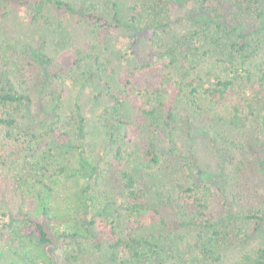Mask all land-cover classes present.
<instances>
[{
    "label": "trees",
    "instance_id": "trees-1",
    "mask_svg": "<svg viewBox=\"0 0 264 264\" xmlns=\"http://www.w3.org/2000/svg\"><path fill=\"white\" fill-rule=\"evenodd\" d=\"M137 1L107 0L105 10L91 5L84 7L83 3L75 10L69 0H0V35L16 11L19 22L29 28L35 27L33 39H39L42 49L53 48L59 50L60 54L62 52L61 61L58 59L56 63L62 64L74 76H80L83 84L85 80L94 83L96 92L88 99L99 110L90 124L96 123L98 128L94 127V130L103 138L100 143L109 142L108 147L112 148L104 160L105 165L100 162L102 154L96 152L95 156L87 155L84 144L101 152L102 149L97 139L89 138V143L84 140L87 119L83 115L80 101L76 99L61 117L56 111L61 104L62 92L57 91L51 95L54 101L53 109L49 110L53 115L52 122L46 131L36 135L32 121L41 116L35 118L33 114V99L37 93L41 97L46 91V85L56 75L50 77L48 69H41L40 72L38 67L29 63L15 61L18 58L11 57L12 47L8 40L0 37V189L6 187L10 191L9 194L0 192V206L7 198L12 199L21 194L27 186L29 190L31 186H42L35 196L36 210L39 211L37 214L6 216L3 213L6 208L0 207V237L5 236L7 228H24V237L41 253L34 264H220L224 257V246L230 240V229L225 227V219L221 217L227 215L235 221L240 218L239 215H233L230 205L225 208L224 215L216 216L220 206L217 192L222 185L228 184L229 177L223 173L204 171L193 161L182 165L178 157L184 158V155L179 154L175 148L167 150L169 166L164 171L173 177L169 184H156L166 209L155 207L153 197L157 193L141 173L156 180L151 172L161 166L165 156L157 143L156 136L162 132L157 126L163 125L174 142L173 134L178 129L177 118L168 104L165 119L157 120L156 111L141 106L130 92L136 81L142 80L147 74H158L156 87L167 90L174 88L175 77L186 80L192 72L183 66L184 70L181 68L182 72L178 74L174 58L177 47L189 51L194 44L197 46L203 43L205 48L204 40L210 36V26L218 30L223 28L227 32L225 36L230 39L227 48L238 52L241 65L249 59V36L229 24L233 20L226 15L228 4L225 0H190L197 14L188 12L187 16H178L176 19L185 17L197 26L189 28L183 36L166 39L160 36V31L168 25L161 23L165 18L163 11L151 19L144 16L147 3L157 9L161 0ZM241 1L249 10L257 12L259 27L255 33L259 34L261 27L264 28V0ZM172 2L177 14H180L182 0ZM60 11H66L69 15L76 12L91 28L94 39L91 40L88 53L69 47L72 43L67 39V27L57 17ZM124 29L127 32L123 41L126 44L122 46L125 56L134 55L145 30L150 31L153 53L149 59L140 63L131 62L127 73L118 77L110 70L113 67L112 58L108 57V40L122 35ZM232 35L234 39H231ZM235 39L238 43H235ZM41 48L30 51L43 65L50 67L55 57L51 59ZM164 48H168L166 57H169V62L166 64L158 60L163 57ZM204 54H207L206 50ZM173 65L176 66L175 73L172 71ZM255 76L241 67L227 77L212 73L206 86L204 82L197 83L191 78L184 85L187 90L183 100L187 104L185 107L189 106L194 112L203 110L197 100L201 93L199 89L203 88L206 98L203 111L206 116L211 120L218 118L225 121L230 130L240 136L239 139L237 136L225 139L224 145L220 142L213 144L222 166L228 164L233 181L236 180L232 203L242 198V193L236 192V189L246 187V181L240 180L257 171L264 175V145L258 155L256 147L260 141L255 142L253 134H259L260 126L253 102L248 98L255 88L264 97V72ZM38 104L43 106L40 109L36 104L37 110L46 113L43 101ZM178 117L181 127L186 128L184 130L188 133L189 111ZM75 127L78 139L76 145L70 136ZM245 135L247 137L242 142ZM136 144H140L141 148L138 149ZM126 146L135 147V150L129 153L131 149ZM63 149L78 151L79 173L82 172L81 175L87 180V184L80 189L77 208H70L68 212L46 197V193L54 192L55 186L51 187L50 183L37 184L40 179L34 181V177L41 178L50 171L49 160L52 158L56 161L53 167L55 171H50L52 174L49 175L59 178L65 174L67 166L59 160ZM243 153L244 157L254 155L256 162L243 158ZM131 156L134 158L130 159ZM190 157L194 158L193 155ZM134 160H137L136 171L130 167ZM104 173L110 174L112 178L106 181ZM255 195L258 196L257 192ZM249 198L251 204L244 206L246 210L241 211V216L245 221L254 223L255 233H264V200L253 194ZM73 210L76 212L74 216ZM169 215H172L171 218ZM186 229L197 232L200 247L196 243L190 244V236L188 241L185 240L183 231ZM236 230L235 237L245 243L248 235H240L243 230L240 226ZM237 260L236 264H264V238L260 245L241 251Z\"/></svg>",
    "mask_w": 264,
    "mask_h": 264
},
{
    "label": "rangeland",
    "instance_id": "rangeland-1",
    "mask_svg": "<svg viewBox=\"0 0 264 264\" xmlns=\"http://www.w3.org/2000/svg\"><path fill=\"white\" fill-rule=\"evenodd\" d=\"M74 7L75 10H78L79 7L84 3V7L89 5L99 9L105 10L107 0H69ZM136 3L138 2L135 0ZM144 1V0H140ZM228 4V9L226 15L232 19V22H229L231 26L236 27L239 30L245 32L246 35L249 37L247 38L249 42V48L247 50L249 59L247 61L244 60V64L241 65V58L239 57L238 52L234 50H229L227 48L230 39L225 35L227 32L223 28L221 30L216 29L214 26H210L209 28V37L205 38V48L203 43L196 46L195 44L192 46L191 50H184L183 48L177 47L175 53V59L177 61V72L180 74L182 72L183 66L187 68V70L192 72V75H188L186 80L181 79L179 77H175L174 80V88L167 90L163 87H156L158 74H147L144 76L142 80H137L134 84L130 94L132 95L133 99L136 100L141 106L143 105L147 110H155L156 111V119L157 120H164L166 117L165 109L166 105L170 104L173 109V115L176 120V124L178 129L174 132V142L171 140L170 135L168 134V130L161 125L159 128L161 134L156 136L158 146L160 147V151H162L165 156H163L161 166L151 172V174L155 175V179L153 180L151 176L141 173L144 176L146 182L149 183L150 187H154L156 196L153 197V201L155 203L156 208H161V210L166 209L163 207L164 201L161 199L159 192L157 190L156 184L157 183H167L169 184L170 179L173 177L170 173H165L168 165V155L167 150H175L179 153L184 155V158L178 157L182 165L189 163L191 161L195 162L197 166L202 168L204 171H210L214 173H223L225 176L229 177L228 184L222 185L219 188L218 198L219 201V208L216 212V216L224 215L225 208L230 205L233 215H239V220L235 221V219H229L227 215L221 217L225 219V227L230 229V240H227V243L224 246V257L220 264H236L238 255L241 251L245 249H250L255 247L256 245H260L263 238L264 233H255L253 231L254 223L249 221H245L241 216V211H245L246 208L251 204V199L249 196L252 194L255 197H259L264 200V175H262L259 171L250 174L246 179L240 180L239 182L246 181V187L240 188L239 190L236 189V192L240 191L242 193V198H238L237 203H232L234 196L232 195L235 193L234 191V184H236V180L233 181V177L231 175V167L227 164L226 166H222L221 160L219 155L217 154L216 150L214 149V143H221L224 145V140L233 139L234 136H237L238 139L240 138L239 134L234 133L225 121L220 120L218 118H214L211 120L206 114L204 113V105L206 103V98L203 91V88H200L199 91L201 92L197 96L198 104L202 107V111L194 112L193 109H190L189 106L185 107L187 104L183 103L184 94L187 93L186 87H184L185 82L189 78L196 80L198 83L204 82L205 86L207 81L212 73L218 74L222 77H227V75L231 72L235 73L237 69H244L248 70L252 73L254 77L255 74L258 75L264 72V28L261 27L260 33H255V30L259 27L258 25V16L257 12H253L249 10L245 3L241 0H225ZM183 4L179 8L180 14H177L176 7L172 0H161L158 8H151L152 5L147 3L144 7V16L147 19H151L156 13L163 11L164 21L161 23H168L161 31L160 36L166 39H174V37H178L179 35L183 36L184 32H186L189 28H192L194 25L188 18L176 19L178 16H187L188 12L192 15L197 14V9L194 7L190 2V0H182ZM104 14V11H98ZM176 12V14H175ZM18 13L14 11L10 19L7 21L6 27L4 28L3 32L1 33V39L8 40L9 44L11 45V57L15 59V61H23L26 63L31 64L32 66L38 67L40 72L41 69H48V74L56 75V77L46 85V91L41 95L35 97L33 100V114L35 118L41 116L38 120H33V129H35L36 135L43 133L42 131H46L48 125L52 122L53 115L49 113V110H52L54 107V101L51 99V95L54 91L62 92V99L60 101V107L56 111L58 112L61 117L63 113L68 110L73 104L76 99L80 101L81 108L83 115L86 116V127H85V137L84 140L86 143L88 142L89 138L97 139L101 150L90 148L88 145L84 144L85 152H87L88 156L96 154H102V161L100 158L97 160L101 162V165H105L104 160L107 159L109 153L111 152L112 148H109V142L100 143L103 140L102 136L99 135L97 130H94V127H97L96 123H91L93 117L96 115L99 109L97 107L92 106L89 102V97L94 96L96 92V86L94 83L86 81L84 84L82 83V78L80 76H74L73 72L69 73L62 67V64L56 63L59 59L61 61L60 56L62 52H58L59 50L53 48L42 49L39 46V39H33L34 29L35 27H27L22 22H19ZM57 17L61 20V24L67 27V39L70 40L71 46L76 49H81L84 53L89 52V46L91 45L92 38L94 39V35L90 32V27L86 25L81 16H78L77 13H73L71 15L67 14L66 11H60L57 13ZM129 17V15H127ZM25 23V22H24ZM261 23V22H259ZM55 26V24H54ZM146 26V25H144ZM148 27V26H146ZM223 27V26H222ZM229 27L230 26H224ZM7 29V30H5ZM126 30L124 29L122 35L113 37L109 39V56L108 53H105L106 56L112 58V69L114 74H117L118 77H121L125 73H127L128 69L131 67V62H138L144 61L145 59H149L152 52V48L150 47V31L145 30L140 37V41L135 48V52L133 56H125L122 51V46L126 43L125 41ZM251 33V34H250ZM30 34V35H26ZM237 34V32H235ZM250 34V35H249ZM21 35H25V37H21ZM93 36V37H92ZM235 37L232 35L231 39ZM113 43H112V42ZM235 43H238L237 40H234ZM68 42V45H70ZM27 48H25V46ZM28 45V46H27ZM180 44H177L179 46ZM41 48L45 53H48L50 58L52 59L55 57V62L47 67V65H43L30 51L37 50ZM199 48V49H198ZM198 49V51L196 50ZM75 50V49H74ZM168 48H164L162 53H164L163 57L158 59L161 63H168L169 57H166ZM205 50L207 54L205 55ZM86 51V52H85ZM20 58V59H19ZM241 66V67H240ZM47 67V68H46ZM176 66L173 65V73H175ZM192 69H195L194 71ZM86 70V68L84 69ZM184 70V68H183ZM164 74V72H163ZM175 75V74H174ZM116 77L117 83L119 78ZM182 81V82H180ZM65 82V83H64ZM119 84V83H118ZM120 85V84H119ZM81 87H84L81 90ZM81 90V91H80ZM79 96V97H78ZM251 99L254 105V111L258 117V125L260 128L258 129L259 134L254 132L255 142L260 141L257 145L256 149H258V155L262 152V148L264 145V134L262 135V131H264V97L261 95L260 91L255 88L250 92L248 97ZM43 101L44 109L46 113H41L38 111V107L40 106L38 102ZM37 104V106H36ZM43 104L40 106L42 109ZM186 111H189V126L190 129L188 133L184 130L186 128L181 127V123L179 120V115H184ZM29 122V121H26ZM50 128V127H49ZM98 128V127H97ZM262 130V131H260ZM100 131V129H99ZM76 127L71 132V140L73 144L76 145L78 143L77 135H76ZM247 135L244 136L242 142L246 139ZM263 137V138H261ZM86 138V139H85ZM83 140V142H84ZM103 144V145H102ZM55 147V145H53ZM137 148H141L140 144H136ZM131 153L135 150V147H128L126 146ZM164 148L166 150H164ZM61 157L60 162L63 165H66V172L64 175L58 177H51L53 171L54 164L56 161L52 158L49 160L51 166L50 171L47 172L46 175L38 176L37 178L34 177V181H39L37 184L41 183H50V186L54 188L53 193H46V197L55 203H58L62 210L69 211V209L77 208L78 202L80 199V189L87 184V180L84 178L80 171V163L78 159V151L77 150H61ZM246 153V152H245ZM245 153L241 154L243 158L247 160V158L255 163L256 158L255 156H245ZM250 154V153H249ZM190 155H193L194 158H191ZM247 157V158H246ZM88 158V157H87ZM134 157H130L132 159ZM183 159V160H182ZM33 161V160H32ZM137 160H134L130 167L133 169H137ZM182 168L179 167V170ZM160 169V170H159ZM35 176L36 173H33ZM41 175V174H40ZM141 176V175H140ZM106 181L111 179L112 176L108 173H104ZM142 177V176H141ZM159 182H158V181ZM30 182V181H29ZM36 183V182H35ZM34 185V184H33ZM49 185V184H48ZM13 186V183H11ZM110 184L107 186L109 188ZM41 185L31 186L29 190V186L24 188L21 194L17 195L16 197L7 198L1 202V206L6 208V210H2L6 216H17L18 214H37L39 211L36 210L35 206V196L36 191L41 189ZM162 191L164 188L161 187ZM1 194L10 193V191L6 190V187L0 189ZM257 192L258 196L255 195ZM90 193V192H89ZM0 206V207H1ZM98 207V206H97ZM98 209V208H97ZM224 213V214H223ZM76 212L73 210L72 215L74 216ZM172 215H169L171 218ZM76 219V218H75ZM4 221L7 220V217L3 219ZM242 227L240 235L245 236L248 235L249 238L244 242L239 240V237L236 238L235 235L237 234L236 227ZM24 228L20 226H13L12 228H7L4 231L5 236L0 237V264H34L37 262V259L41 256L40 250H38L27 238H25ZM185 233L186 241H188V237L190 236L192 239L190 240V244L194 245V243L198 244L199 247L201 246L198 242V238L196 237L197 232L193 233L190 230L183 231ZM184 243V241H183ZM40 254V255H39Z\"/></svg>",
    "mask_w": 264,
    "mask_h": 264
}]
</instances>
